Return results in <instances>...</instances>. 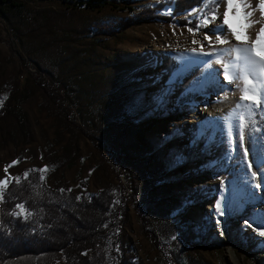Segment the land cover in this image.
<instances>
[{"label": "rangeland", "instance_id": "374dc122", "mask_svg": "<svg viewBox=\"0 0 264 264\" xmlns=\"http://www.w3.org/2000/svg\"><path fill=\"white\" fill-rule=\"evenodd\" d=\"M15 1L18 8L0 4V99L11 82L24 93L17 106L27 114L32 140L13 144L0 132V180L18 179L29 168H46L39 172L48 186L68 187L76 194L118 182L127 205L123 227L132 253L126 264H264V237L258 234L264 229H255L264 223V192L255 189L259 173L251 175L264 165L259 146L264 140L251 142L247 160L242 159L243 148L239 160L228 151L229 125L235 121L220 113L217 103L240 96L239 82L225 80L217 63L212 67L220 69L219 80L205 76V57L198 55L202 46L211 51L245 41H236L225 26L229 44L210 45L204 35L213 42L215 35L208 27L195 30L205 15L202 4L170 15L168 0H117L116 5L92 9L58 1ZM247 2L251 8L246 11L256 9L250 19L260 22L247 30L251 44L264 18L257 9L259 0ZM225 7L219 5L217 23L223 21ZM150 8L169 19L136 21L113 35L94 33L90 27L94 21ZM229 23L241 31L236 16L230 14ZM163 41L189 50L183 60L172 55L166 71L155 52ZM61 72L68 75L63 87ZM41 86L59 93L65 126L58 125V107ZM254 157L256 164L246 174ZM217 201L226 205V215L218 217ZM180 216L195 227L211 218L209 238L183 239ZM217 218L223 221V234ZM245 221L255 223L246 227ZM61 263L62 258L54 264Z\"/></svg>", "mask_w": 264, "mask_h": 264}, {"label": "trees", "instance_id": "16d2710c", "mask_svg": "<svg viewBox=\"0 0 264 264\" xmlns=\"http://www.w3.org/2000/svg\"><path fill=\"white\" fill-rule=\"evenodd\" d=\"M47 1H58L70 8L77 6L82 9L117 4V0ZM168 1L171 6L170 15L201 4L203 6L201 14L204 15L211 13L215 7L211 0L207 2V10L204 0ZM0 4L11 8L19 6V2L15 0H0ZM155 10L156 8L143 9L115 20L94 21L90 23V27L94 29V33L113 35L136 21L157 17L169 19L168 16L154 13ZM179 21L189 23L183 19ZM66 74V72L59 74L61 87L68 77ZM7 85H9L5 95L7 99H3V106L0 107V132L4 139L10 140L13 144L27 143L32 140L27 114L17 106V102L24 98V93L12 82ZM41 89L58 107L56 112L58 116H55L61 120L58 125L65 126L68 120L59 102L61 99L59 93L43 86ZM68 131L70 134L73 133L70 129ZM70 140L71 136L68 138V141ZM75 149L76 144L73 143V153ZM63 150L66 151V145L62 146ZM65 158L68 165L72 164L73 156ZM27 172V178L21 176L18 179H11L1 190L0 264H54L61 258V264L128 263L132 253L123 227L127 221V205L118 182L107 184L93 192L76 194L72 190L68 191V187L48 186L44 180H40L41 174L35 169L29 168ZM148 184L150 188H155L154 183ZM61 189L65 191L61 192ZM77 196L80 197L79 200ZM196 196L199 198L200 193ZM117 201L119 202L116 203ZM157 201V199L153 201L155 209ZM17 204L23 205V211L16 207ZM12 212L20 215L13 216ZM29 212L31 215L27 216ZM149 212L151 217H156L151 210ZM179 219L182 222L180 226H183L180 235L186 241H195L196 238L205 241L209 238L206 232L210 230L211 218L203 220L201 226L196 227L184 216H180Z\"/></svg>", "mask_w": 264, "mask_h": 264}, {"label": "snow or ice", "instance_id": "6c2138e0", "mask_svg": "<svg viewBox=\"0 0 264 264\" xmlns=\"http://www.w3.org/2000/svg\"><path fill=\"white\" fill-rule=\"evenodd\" d=\"M208 0H204L205 9L207 10ZM213 4L216 5V8L211 10V15L205 14L200 23L195 25V30L200 31L204 27H208L209 32L215 35V41H212V38L205 33L204 39L209 41V44L213 43L225 45L229 44V36L225 34V26H227L231 37L236 41H245V43L231 45L226 48H212L211 51H205L204 47H201L198 55L205 57L201 61L202 64L207 65L205 76L215 75L217 80H219L220 69L213 68L212 63L221 64L224 70V79L230 83H238V88L241 93L240 100L236 102L234 108L230 112V116L234 119V123L229 125V135L231 139V148L228 149L229 152L235 154L236 159H241L239 156L241 148L243 151V160H247L249 153L253 150V140H256L257 143L264 140V127H261V124H264V23H261L259 31L256 33L255 40L251 44L247 43L250 39L247 34V30L259 21H253L250 18L253 16L252 11H246L245 9L251 8V4L247 0H211ZM223 3L226 5L223 12V21L217 23L219 19L218 8L219 5ZM257 9L261 13V17L264 18V0H259L257 4ZM234 15L237 17L239 27L241 31L237 32L232 29L231 24L229 23V15ZM191 23V20H189ZM214 25L213 27H209ZM189 31H193V28H189ZM197 43V41H193ZM191 51L196 52V49ZM235 54L233 57L232 54ZM255 53H259L256 55ZM219 86L227 89L228 84H225L223 81H219ZM3 99H7V96L0 99V107L3 106ZM259 117V119H257ZM238 129V135L237 130ZM260 133L258 136H254V133ZM247 143V146H246ZM259 146L264 149V143H259ZM264 155V153H261ZM179 163V159L174 161ZM18 163V161H13V164ZM256 164V158L248 163L245 173L251 170ZM264 165L256 167L255 171L251 172L253 178L258 176V182L255 185V189H259L264 192V170L261 168ZM7 171V168L5 169ZM34 171V170H30ZM39 171L44 172L45 169H40ZM25 178L28 176V172L24 173ZM45 177L40 176V180L43 181ZM19 182V180H17ZM7 184V180H0V185ZM223 184V182H222ZM255 189L253 195H255ZM61 192L65 191L64 189L60 190ZM71 191V189H68ZM80 197L77 196V200ZM264 199V197H262ZM0 200H2V193H0ZM191 198H187V202L190 204ZM117 201L116 203H118ZM17 208L23 211V205L17 204ZM215 211L219 216L227 214L226 205H223L222 201H217L215 205ZM11 215L18 216L20 213L12 212ZM31 213H27V216H30ZM27 216L25 218H27ZM255 222L245 221L246 227H252ZM216 224L220 226L221 234H223V221L219 218L216 219ZM107 227V225H105ZM255 229H264V223H258L255 225ZM254 229V230H255ZM259 236L264 237V230L259 231Z\"/></svg>", "mask_w": 264, "mask_h": 264}, {"label": "bare ground", "instance_id": "6f19581e", "mask_svg": "<svg viewBox=\"0 0 264 264\" xmlns=\"http://www.w3.org/2000/svg\"><path fill=\"white\" fill-rule=\"evenodd\" d=\"M162 43L155 45V47H156L155 52H157L156 55L160 59L162 58V62L164 63V65L160 67L162 69V71H166V70L170 69L169 61H170V58L172 55H177L180 60H183L184 57L187 54H189V50H182L183 49L182 47H180V48H182V49H180L176 45L175 46L170 45L167 41H163ZM234 45H236V43ZM184 49H186V48H184ZM234 56H235V54H234ZM239 100H240V96H236V95L230 96L227 100H219L217 105L220 108V113L230 114V112L234 108L236 102H238Z\"/></svg>", "mask_w": 264, "mask_h": 264}, {"label": "built area", "instance_id": "2783aa9c", "mask_svg": "<svg viewBox=\"0 0 264 264\" xmlns=\"http://www.w3.org/2000/svg\"><path fill=\"white\" fill-rule=\"evenodd\" d=\"M20 77H21V74H20Z\"/></svg>", "mask_w": 264, "mask_h": 264}]
</instances>
